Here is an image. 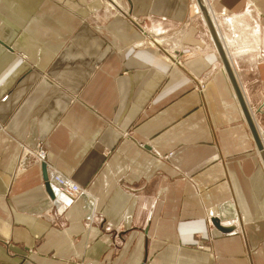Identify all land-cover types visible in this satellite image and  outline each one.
<instances>
[{
    "label": "crops",
    "instance_id": "0c3cea01",
    "mask_svg": "<svg viewBox=\"0 0 264 264\" xmlns=\"http://www.w3.org/2000/svg\"><path fill=\"white\" fill-rule=\"evenodd\" d=\"M205 1L264 131V0ZM122 2L0 0V264H264V163L197 2Z\"/></svg>",
    "mask_w": 264,
    "mask_h": 264
},
{
    "label": "bare ground",
    "instance_id": "6f19581e",
    "mask_svg": "<svg viewBox=\"0 0 264 264\" xmlns=\"http://www.w3.org/2000/svg\"><path fill=\"white\" fill-rule=\"evenodd\" d=\"M124 2H125V1H124ZM196 2H197V0H196ZM202 2H203V5H204V7H205V10H206V12H207L208 18H209V20H210V22H211L213 28L215 27V28L217 29V31H218V33H219V36H220V38H221V40H222V42H223V44H224L225 50L228 52V50H227V42H225L223 36L221 35L220 29H219L220 24L218 23V19H217V17L212 13V11H211L210 7L208 6V4L206 3V1H205V0H202ZM197 4H198V2H197ZM104 7H105L108 11H110L111 13L113 12L114 14H117V15H121V13H123L124 15H127V14H128V6L124 5L123 2H122V0H105V1H104ZM198 7H199V4H198ZM199 9H200V7H199ZM119 11H120V12H119ZM247 11H248V10H247ZM200 12H202L201 9H200ZM202 14H203V13H202ZM247 14H248V13H246V15H247ZM227 20H228V22H229L230 24L232 23V25H233V17H227ZM205 21H206V20H205ZM206 23H207V22H206ZM242 26H244L243 29H242V30H243L242 32L247 33L248 36H249L248 39H247L248 41H244V42H249V41H251L252 39H254V42H253V43L257 44L255 40L259 39L260 36H263V38H264V32H263V30L260 29V27H258V25L254 26V25H251L250 23H248V24H245V25L242 24ZM215 28H214V31H215ZM215 33H216V31H215ZM216 35H217V33H216ZM217 38H218L219 43L221 44L218 35H217ZM162 40H163V39H162L161 37H154V38H153V41H152V42L149 41V43H150L151 45H160V44L163 43ZM17 41H18V39H16V42H17ZM227 41H228L230 44H231V43L234 44L233 39H232V41L229 40V39H227ZM19 42H20V40H19ZM15 44H16V43H15ZM15 44H14V45H15ZM20 44H21V42H20ZM15 46H17V45H15ZM221 47H222L223 52H224V54H225V56H226V53H225L224 48H223L222 45H221ZM170 54H171L170 57L174 59V57H175L174 53L172 52V53H170ZM228 54H229V53H228ZM229 56H230V55H229ZM165 58H166L167 60H169L167 56H165ZM226 58H227V56H226ZM230 58H231V56H230ZM227 62H228V64H229L228 69L230 70V72H232V75L235 77V74H236V73L234 74V72H233V70H232V68H231V66H230V63H229V61H228V58H227ZM222 64H223V63H222ZM222 64H221V67H220L221 70H223V72H226V73L228 74V70H227L226 66H225L224 64H223V66H222ZM223 67H224V68H223ZM225 76H226V75H225ZM228 76H229V75H228ZM229 79H230V78H229ZM235 79H236V77H235ZM243 97H244V96H243ZM249 108H250V107H248V109H249ZM249 112H250V114L252 113L250 110H249ZM251 116H253V114H251ZM252 118H253V121H254V117H252ZM254 124H255V121H254ZM255 127H256V129H257L256 124H255ZM257 133H258V130H257ZM258 135H259V133H258ZM259 137H260L261 143H262V145H263L262 153L264 154V137H263V134H262V135L260 134ZM258 154H259V157H260L261 161L263 162V159H262V156H261L260 150H258ZM263 163H264V162H263ZM52 183H54V184L59 188V191H60L61 195L66 196V195L61 191L60 186H59V184H58L56 181H54V180L52 179ZM49 184H50V183H49Z\"/></svg>",
    "mask_w": 264,
    "mask_h": 264
},
{
    "label": "water",
    "instance_id": "95a60500",
    "mask_svg": "<svg viewBox=\"0 0 264 264\" xmlns=\"http://www.w3.org/2000/svg\"><path fill=\"white\" fill-rule=\"evenodd\" d=\"M197 2L199 4V7H200V9H201V11L203 13V16H204V18H205V20L207 22L208 28H209L210 33L212 35V38H213V40H214V42L216 44V47H217V49L219 51L220 57L222 59V62L226 66V68L228 70V75H229L230 81H231V83L233 85V88L235 90L237 99H238V101H239V103L241 105V108L243 110L244 116H245V118H246V120H247V122L249 124L251 133H252L253 138L255 140L256 146H257L258 150H260V153H261V156H262V159H263V162H264V154L262 153L263 145H262L261 140H260V137H259V135L257 133V129L255 127L253 118H252V116H251V114L249 112V109H248V106H247V104L245 102V99L243 97V94H242V92H241V90L239 88V85L237 83V80L232 75V72H230V70L228 69L229 64L227 62V58H226V56H225V54L223 52V49L221 47V44L218 41L217 35H216L215 31H214V28H213V26H212V24H211V22H210V20L208 18V15H207V12H206L205 7L203 5V2H202V0H197ZM45 187L50 192V194L52 195V191H51L49 182L46 181ZM215 223H216V226H217L218 225L217 222H215ZM221 229L227 230V229H224V228H221Z\"/></svg>",
    "mask_w": 264,
    "mask_h": 264
},
{
    "label": "built area",
    "instance_id": "2783aa9c",
    "mask_svg": "<svg viewBox=\"0 0 264 264\" xmlns=\"http://www.w3.org/2000/svg\"><path fill=\"white\" fill-rule=\"evenodd\" d=\"M40 158H44V151L40 148L39 151ZM51 179L56 181L61 191L71 200L81 194L83 192L82 188L76 184L74 181L70 180L69 178L59 174V173H52Z\"/></svg>",
    "mask_w": 264,
    "mask_h": 264
},
{
    "label": "rangeland",
    "instance_id": "374dc122",
    "mask_svg": "<svg viewBox=\"0 0 264 264\" xmlns=\"http://www.w3.org/2000/svg\"><path fill=\"white\" fill-rule=\"evenodd\" d=\"M100 1H103V3H104V1L105 0H100ZM196 1V0H195ZM199 8V7H198ZM120 12V11H119ZM121 15H122V13H121ZM219 28H220V26H219ZM227 39V38H226ZM261 39H263V43H264V38H263V36H260L259 37V39H257V40H255L256 41V43L257 42H261ZM252 41L254 42V39H252ZM254 121H255V119H254ZM255 124H256V126H257V130H258V133H259V136H260V134L262 135L263 134V137H264V131L263 130H261V128L259 127V125H258V123H256V121H255ZM50 185H51V187H52V189H53V191L56 193V195H59V197L61 196V194H60V191H59V188L54 184V183H50ZM61 197H64L65 199H68V200H70L67 196H61Z\"/></svg>",
    "mask_w": 264,
    "mask_h": 264
}]
</instances>
